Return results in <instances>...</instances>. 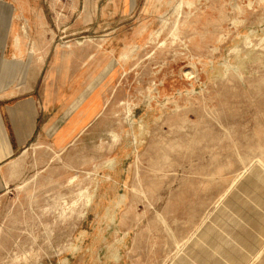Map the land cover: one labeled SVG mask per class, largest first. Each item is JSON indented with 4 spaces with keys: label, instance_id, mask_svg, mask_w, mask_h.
I'll list each match as a JSON object with an SVG mask.
<instances>
[{
    "label": "rangeland",
    "instance_id": "374dc122",
    "mask_svg": "<svg viewBox=\"0 0 264 264\" xmlns=\"http://www.w3.org/2000/svg\"><path fill=\"white\" fill-rule=\"evenodd\" d=\"M47 76L100 113L11 163L0 264H264V0H0V96Z\"/></svg>",
    "mask_w": 264,
    "mask_h": 264
},
{
    "label": "crops",
    "instance_id": "0c3cea01",
    "mask_svg": "<svg viewBox=\"0 0 264 264\" xmlns=\"http://www.w3.org/2000/svg\"><path fill=\"white\" fill-rule=\"evenodd\" d=\"M74 82V81H73ZM78 91L84 90L85 81H76ZM49 83H54V77H46L43 82L42 91L39 95H23L16 98L0 96V195H2L7 185V172L11 169V163L29 146L33 140L40 135H45V130L50 123L56 124V130L52 136L53 142L61 139L60 146L65 145L70 138L87 124L93 121L100 113L101 104H97L98 89L91 91L78 108L65 120H58L62 113L61 102L62 92L65 91L66 80L62 76L60 84L55 92L48 91ZM92 114L73 133L65 134L67 129L71 128L72 121L80 109L88 107ZM97 106L96 109L94 107ZM56 107L60 109L56 110ZM60 113V114H59ZM84 117L81 115L79 118ZM64 136V137H63Z\"/></svg>",
    "mask_w": 264,
    "mask_h": 264
},
{
    "label": "bare ground",
    "instance_id": "6f19581e",
    "mask_svg": "<svg viewBox=\"0 0 264 264\" xmlns=\"http://www.w3.org/2000/svg\"><path fill=\"white\" fill-rule=\"evenodd\" d=\"M190 5V4H189ZM178 6V5H177ZM228 66V65H227ZM231 67V66H230Z\"/></svg>",
    "mask_w": 264,
    "mask_h": 264
}]
</instances>
